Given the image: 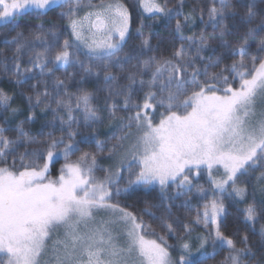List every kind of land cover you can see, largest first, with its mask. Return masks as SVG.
<instances>
[{"label":"snow or ice","instance_id":"1","mask_svg":"<svg viewBox=\"0 0 264 264\" xmlns=\"http://www.w3.org/2000/svg\"><path fill=\"white\" fill-rule=\"evenodd\" d=\"M63 5L69 6L60 15L71 39H62L55 25L46 32L41 23L4 42L14 47L10 61L4 57L0 64L9 83L21 89L26 111L14 106L16 94L0 89L5 123L25 113L15 137L0 127V264H208L225 249L219 264H253L248 237L238 247L221 231L222 194L243 199L246 189L237 184L257 169L264 184V0H209L198 10L203 27L192 35L184 29L195 24L197 10L183 13L185 0L172 8L168 0H140L154 19L175 20L179 47L169 57L149 55L151 34H145L143 23L133 33L131 13L121 0H0V26L16 30L24 15L39 19ZM82 6L87 11L81 15ZM82 49L88 63L80 59ZM225 57L232 62L226 64ZM75 65L83 74L71 86L55 76L54 69ZM33 79L37 84L25 93L23 86ZM102 91L108 119L120 120L122 134L107 149L94 133L84 136L95 140L97 153L72 160L81 135L73 125L103 122L96 104ZM37 109L67 125V134L48 133L38 142L25 130L38 119ZM20 147L24 152L17 157ZM105 151L109 158L120 156L115 171L100 167L97 156ZM60 157L64 163L53 177L51 168ZM205 169L212 196L198 187L196 195L207 202L183 224L178 245L145 222L144 215L152 213L137 214L119 202L122 192L157 186L162 201L187 196L197 187L193 175ZM214 169L222 174L217 177ZM184 206L190 207L187 200ZM260 218L264 204L245 208L246 224L254 227ZM161 227L175 235L173 224ZM197 228L202 232L192 241ZM260 236L264 239V225Z\"/></svg>","mask_w":264,"mask_h":264},{"label":"rangeland","instance_id":"2","mask_svg":"<svg viewBox=\"0 0 264 264\" xmlns=\"http://www.w3.org/2000/svg\"><path fill=\"white\" fill-rule=\"evenodd\" d=\"M121 2L124 3L125 6L129 9V11L131 13V17H135V15L137 14L138 19L133 20V21H135V26H136L135 28L139 27V25L141 23H143L145 25V34L146 35H148V33L150 34L151 24L146 23L144 21V19L145 18L150 19L153 16L147 12H144L143 8L140 6V0H137V4H135L134 6H132V4L129 5L127 3L128 1H125V0H121ZM192 2H193V4L190 3L192 5H189L190 10H188V11L183 10V13H190L193 11V9H196L197 13L195 14L196 15L195 23H196V21H198L200 23L201 27H203V25L201 24V22L199 20L198 10L200 8L206 9L209 1H206L207 4H205V5L202 4L200 2V0H193ZM85 3H87V0H85ZM68 7H69L68 5H63L62 7H57L54 9L56 11L55 17H56V19H58V21H56L54 23V25L56 26L55 30H57L58 32L63 34L62 39L63 38L71 39L70 29L67 26V20H62L61 15H60L62 12H66L68 10ZM85 11H87V9L82 6L80 8V14L82 15ZM29 15L32 17H35V13L29 14ZM204 18H205V20H207L206 15ZM46 19H47V17L44 18V20H46ZM181 19H182V17H181ZM46 22H48V24H49V23H52L53 21L50 22V20L49 21L46 20ZM41 23H42V21H41ZM41 23H39V24H41ZM174 25H175V20H174ZM194 25H190L189 27H187V29H188L187 32L191 35L195 31V29L197 28ZM8 26L9 25L0 26V45H3V49H2L3 51L0 52V58L1 59H3L4 57H8L9 59H11L12 53H10L9 50L6 51L4 49V48H6L7 45H10V44H5L4 42L6 40H11L12 37H14V35L11 33V31L8 30ZM208 30L211 31L210 28ZM196 32H198V31H196ZM4 45H6V46H4ZM152 47H153V45H152ZM85 51H86V49H82L81 52L78 54L84 56ZM253 52H255V46H253ZM149 55H151V54L149 53ZM24 59H25V61H27V57H25ZM228 59H230V58H228ZM231 62H232V60H230V62L228 64H230ZM73 128L76 129L78 132H79V130L81 131L84 128L82 121H81V124L78 128L76 125H73ZM65 130H67V131L69 130L67 128V126L63 127V131H65ZM67 131L63 132L64 134L61 133V134H57L56 136L59 137L61 135H66ZM134 135H135V133L133 132V137H134ZM47 138L48 137L42 139V141L47 140ZM42 141H40V142H42ZM116 142L117 141L115 138L114 139H108L107 141H105V148L106 149L110 148ZM130 142H131V140L126 141L125 144L127 145ZM40 146H41V144H39V143L36 145H32L29 148V150H31L32 148L40 147ZM23 152H24V149H20L17 152V157L19 156L20 153H23ZM83 153H85V152L82 151L80 148V150L78 152H76L71 157V159L75 160L80 155H82ZM87 153L96 154L97 153L96 146H95L94 150H91V152H87ZM10 159H12V158H10ZM60 159L62 161L61 162V166H62L64 163V160L62 157H60ZM97 160H98V163H99L101 168H104V169L110 168L113 171H115V168H116V166L120 160V156L115 155V156L109 158L107 151H105L103 154H99L97 156ZM37 162H39V161H37ZM60 167L57 170L58 172H59ZM222 171L223 170L220 169L219 172H217L216 169H214L213 173L215 175H217V177H218L220 174H222ZM96 174H97V176H101V177L104 175V173L102 171H98ZM260 175H261V170L257 169L256 171L251 172L248 176H243L240 178L237 186L243 187L246 189V195L243 199L236 197L234 193L231 196H229L228 193L222 194V200H223V203H224V206L226 209V216L223 218V221L228 218V219H232L231 222H233L235 219L238 220L239 222H241V226L243 229V234H241V240L246 235L248 237L249 247H251L253 253L256 254L255 260L253 261V264H258V262L260 261L262 256H264V239H262L260 236V229H261V226L264 225V218H260L257 221V223L255 224V226L252 227V226L246 224V222L244 220V210L249 204H255L258 208L262 204H264V191H261V188H264V184H261V182L258 180V177H260ZM122 176L125 179L122 180L120 183L121 188H123L125 186V180L127 178V172L122 173ZM193 184L197 185V187H193L191 192L187 196H181V197H177V198L173 199L174 203L172 204L173 205L172 207L175 208L176 214H175V217L170 216L171 217L170 222H168V223L173 224V226L175 228V235L167 233L163 228L160 229L155 223H153L152 222V219H153L152 215H144V217H143V219L145 220V222L147 224L151 225V223H152L151 229L154 230L158 236H165V238L168 240L169 244L178 245V241H177L176 237L184 235L183 224L189 223L191 221V219L195 216V210L197 208H200L204 203L207 202L205 199H202L201 197L196 195L198 187H202L205 190H209L208 196L209 197L212 196V192L210 191L211 184H210L206 169L202 171V173L199 177H196L195 175H193ZM169 191L172 192V191H174V189H169ZM229 192H231L230 188H229ZM155 193L157 195H159L158 186H157V188H155L153 190H149V191H145L143 188H140V189H136L135 191H130L128 193L122 192L121 196L119 197V202L122 205L128 206L130 211H133L137 214H141L145 211L150 212L149 210L143 208L144 203H143V200L141 199V197L151 198L153 196V194H155ZM186 200L189 202L190 207L184 206V202ZM241 203H244L245 206L243 205L242 207H239V205ZM172 207H171V209H172ZM171 209L168 210L169 213L171 212ZM101 215H103V213H101ZM197 230L193 232L192 237L190 238L192 241H195L196 236L202 232V229H200V228H197ZM148 238L154 239L156 237L155 236H149ZM241 240H239V241L241 242ZM240 242L239 243L235 242L238 247L242 246ZM176 251H178V248ZM208 251L211 253L212 248L209 247ZM173 255H176V252H174ZM226 255H227L226 249L222 250V251H218V254L215 256V258L210 259L208 261V264H219V262L221 260H223Z\"/></svg>","mask_w":264,"mask_h":264},{"label":"trees","instance_id":"3","mask_svg":"<svg viewBox=\"0 0 264 264\" xmlns=\"http://www.w3.org/2000/svg\"><path fill=\"white\" fill-rule=\"evenodd\" d=\"M125 1H128L127 3L129 5L132 4V6L137 4V0H125ZM161 1H162V3L164 2V0H161ZM185 1L186 2H185V6H184L183 10L188 11V10H190L189 5L193 4V2H192L193 0H185ZM206 1H209V0H200V2L204 5L207 4ZM233 2H235V0H233ZM241 2H246V0H241ZM176 3H177V0H168V7L172 8L176 5ZM190 3H192V4H190ZM240 11L242 12L243 9L241 8ZM55 12H56L55 10L49 11L47 15L42 16L39 19L36 18V16L32 17L29 14L24 15L23 18H21L19 20L20 27L18 29L12 30V25L11 26L9 25L8 30H10L14 36L16 35L17 31H23L25 33V35H27L30 29L35 28L36 25H38L42 21L44 28H45V31L48 32V31L53 29L54 23L56 21H58V19H56V17H55ZM45 17H47L46 20H48V21L50 20V22L51 21H53V22L48 24V22H46V20H44ZM135 17H131L132 18L133 33L135 32V29H136L135 28L136 27L135 21H133V20L138 19L137 14L135 15ZM144 21L146 23L151 24L150 34L152 36L151 43L153 45V51L150 54L157 56V57H169V56H171L174 48L179 47V41L175 37L174 31H173V29L175 27L174 20H172L171 24L167 23L166 19H154L153 17L150 19L145 18ZM194 26L197 27L195 29V32L196 31L199 32L202 28L198 21H196ZM187 31H188V29L185 28L184 34L185 35H191ZM4 46H6V45H4ZM13 47H14V45H7L6 48H4V49L6 51L9 50L10 53H12ZM2 49H3V45H0V52L3 51ZM79 56H80L81 60H84L85 63H88L86 57H84L82 55H79ZM230 60L231 59H228L227 57H225V63L226 64H228L230 62ZM9 61H10V59H9ZM24 63L27 65V61H25V59H24ZM223 66L224 65H221V67H223ZM11 68H12V64L9 62L8 63V69L11 70ZM54 72H55L56 77L68 81L70 86H71V82L73 80L79 79L80 76L83 74L82 69H80V67L78 65H75L73 67H69L67 69L60 67L58 69H54ZM33 84H37V80H35V79L29 80L28 83H26L23 86V91L25 93H27L29 87ZM94 87H95L94 84H90L89 90H92ZM0 89L6 90L10 95L16 94L14 106L20 105L22 107H25V111H26V106H23L22 98L18 95V93L21 91V89L12 83H9V78L5 74L3 64H0ZM73 90H75V89L73 88ZM105 96H106V93L102 91L99 93V95L96 98V104H97L98 108L100 109V115L103 118V122L98 124V125H93L91 128H85L84 127L81 131L79 130V133H81V135H78L76 137V140L79 144V148H81V150L84 152H91V150H94L95 146H96L95 140L84 141L83 140L84 136H89L90 134L94 133L99 140L107 141L108 139H114V137H118L122 134L119 131V125L121 123L120 120L110 121L108 119V114H107V111L105 110V105H104ZM24 114L25 113L22 112L15 118H9L7 123L4 122L3 116H0V127L11 129L12 131H8L6 134L10 137H15V131L14 130L16 129V127L20 123V121H22L24 119ZM120 115L123 116L125 114L123 112H121ZM37 116H38V119L35 122H33L32 124L26 125L25 130L30 132V134L38 142H40V141H42V139L48 137V133H52L53 135L56 136L57 134H61V133L64 134L63 132L67 131V130L62 131V128L64 126H67V125L61 126L58 120H54V118L50 112H41V110L37 109ZM53 124L55 125V127H53ZM20 149H24V148L20 147L18 149V151ZM61 162L62 161L59 158L56 160V162L52 166L51 174L53 177H55L57 175V173H58L57 170L61 166ZM141 199L143 200V203H144L143 208L149 210L152 213V217H153L152 222L155 223L160 229L162 228L161 225L163 223H165V222L168 223V222H170L171 217H175L176 211H175V208L172 207L174 200H163L162 201L161 197H160V193H159V195H157L156 193L153 194V196L151 198L141 197ZM243 205H244V203H241L239 205V207H242ZM171 207H172V209H171ZM169 209H171L170 214L168 211ZM231 221H232V219H228V218L225 219L222 226H221V231L224 233L225 236L233 239L236 243H239L240 242L239 240H241V234H243L241 222H239L236 219L233 222H231ZM151 225H152V223H151Z\"/></svg>","mask_w":264,"mask_h":264}]
</instances>
